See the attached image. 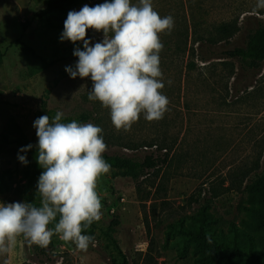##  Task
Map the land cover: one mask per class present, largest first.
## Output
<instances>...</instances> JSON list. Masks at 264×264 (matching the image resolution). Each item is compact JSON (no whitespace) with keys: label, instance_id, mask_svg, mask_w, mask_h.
Listing matches in <instances>:
<instances>
[{"label":"rangeland","instance_id":"rangeland-1","mask_svg":"<svg viewBox=\"0 0 264 264\" xmlns=\"http://www.w3.org/2000/svg\"><path fill=\"white\" fill-rule=\"evenodd\" d=\"M49 1L0 0V203H24L30 194L34 195L33 203H40V177L30 183L31 174H26L25 164L18 158L25 154L10 143L17 138L18 127L38 147L33 125L39 117L47 115L51 122L56 112L62 111V123L80 122L84 114L95 109L100 124L94 120L87 123L103 129L104 154L125 157L133 168L110 169L97 182L102 218L83 232L94 237L95 247L83 252L53 235L58 255L55 264H113V260L115 264H223L221 257L206 263L205 246L186 240L185 231H196L202 222L218 239L230 241L236 236L245 245L252 238L264 256V229L257 226L264 214L262 196L244 192L246 183L238 188L230 186L234 172L264 163V59H260L258 70L249 71V58L234 61L239 74L236 85L232 80L204 81L194 75L187 92L185 77L179 74L182 68L168 64L170 48L183 41L179 21L178 36L173 30L161 35L162 92L169 99L168 111L158 121H147L141 115L130 131L118 132L110 110L89 100L91 78L72 79L66 71L67 67L75 69L78 57L74 51L84 50L83 42H62L64 29H52L35 18ZM177 1L152 3L161 17H173L178 14L172 10ZM105 2L112 0H87L72 11ZM132 3L138 5L139 0ZM184 4L190 47H198L202 38L221 43L222 25L230 29L233 46L255 48L259 44L251 39L254 30L264 25V8L257 7L258 0H184ZM87 39L94 46L103 42L104 34L89 29ZM235 86L240 91L236 92ZM152 144L170 150L169 161L147 172L140 164L154 153ZM10 185L15 191L8 189ZM204 199L210 204L203 215ZM115 218L120 224L110 230ZM37 247L18 237L11 254L0 256V264L4 260L8 264H50L41 262ZM229 264L251 263L234 260Z\"/></svg>","mask_w":264,"mask_h":264},{"label":"clouds","instance_id":"clouds-1","mask_svg":"<svg viewBox=\"0 0 264 264\" xmlns=\"http://www.w3.org/2000/svg\"><path fill=\"white\" fill-rule=\"evenodd\" d=\"M257 7L264 8V0H258ZM173 27V17H161L152 0H139L138 5L112 0L68 13L61 41H81L84 50L75 49L78 63L66 71L72 79L91 78L88 98L110 110L118 132L130 131L141 115L158 121L168 111L169 99L162 92L161 35L170 34ZM89 29L103 32V42L92 46ZM63 117L57 111L51 122L47 115L34 121L37 160L44 169L38 181L40 203H0V256L11 254L18 237L42 248L48 247L53 235L83 252L95 247L94 237L83 232L102 218L97 182L111 168L103 158L107 145L101 127L76 120L62 123ZM18 158L27 165L25 155Z\"/></svg>","mask_w":264,"mask_h":264},{"label":"trees","instance_id":"trees-1","mask_svg":"<svg viewBox=\"0 0 264 264\" xmlns=\"http://www.w3.org/2000/svg\"><path fill=\"white\" fill-rule=\"evenodd\" d=\"M87 0H50L47 7L38 11L35 18L45 22L52 29H64V23L68 17V13L77 7L81 3ZM102 1V0H101ZM172 10H177L178 14L174 15V27L173 34L178 36V22L182 21V44L176 45V47L170 48L171 54L169 55V66L175 68L178 64L180 70V76H184L186 80V91H189V80L197 75L199 79L204 81H209L210 79H218L221 82L227 80L228 82L234 83L236 85L238 78L237 67L234 65V61H240L243 59H250L248 65L249 70H258L261 66L260 59H264V25H260L259 28L255 29L252 38L259 40V44L253 48L249 46H233L232 44V33L227 25H222L219 29L221 34V43H217L214 40L200 39L198 47H190V28L188 24V19L185 12L184 0H178L176 6ZM180 14V16H179ZM223 44V45H222ZM253 49L255 52H253ZM76 64L78 63V58L75 59ZM204 64V66H201ZM183 69L184 73L183 74ZM242 70H245L242 68ZM236 87V86H235ZM226 89L229 90L228 85ZM240 91L236 87V92ZM101 105L100 103H96ZM187 108V105H185ZM92 113L84 114L80 119L79 123H87L90 120H94L97 124H100L101 119H98V112L95 109ZM17 138L10 143H14L20 148H26L28 145H32L31 150L24 152L28 157V163L25 165L26 174L30 175V183L36 178L40 177L41 173L44 171L38 163V147L34 146L31 140H29L25 135L22 134V129L18 127ZM125 148H131L130 144H124ZM151 148L156 147L154 153L146 155L140 164V167L144 171L150 172L152 170L159 169V167L164 166L169 161L170 150L163 146H158L156 144L150 145ZM103 158L107 163L111 165L110 169L123 170L127 168H133L132 163L129 159L119 156H110L104 154ZM32 169L34 171L32 172ZM246 183V184H245ZM232 188H238L245 184L243 189L244 192H249L254 196H262L264 201V163L261 166L256 163L249 171L245 169H239L233 173L231 177ZM9 190L15 191L13 186H8ZM3 194L2 189H0V195ZM193 198V197H192ZM34 195H26L25 201L33 203ZM198 199H196L197 201ZM205 203L201 207V213L204 215L205 209L209 206L210 201L204 199ZM198 202V201H197ZM59 217H57L58 222ZM120 224L118 218H115L109 229L113 230ZM258 228L264 229V214L260 216L258 223ZM186 240L202 243L206 250V263L213 262L216 257H221L223 264H229L234 260L247 261L251 264H264V256L261 255L255 247L254 240L249 238L245 245H242L238 237L234 236L230 241L226 239H218L214 237L206 228L204 222L200 223L196 231H185ZM211 241V242H209ZM38 256L41 262L55 264V258L57 254L55 253V243L51 238L50 244L47 248L37 247ZM148 257L146 258V261ZM151 263L153 258L151 257ZM115 264V260L112 261ZM128 264L127 261H124Z\"/></svg>","mask_w":264,"mask_h":264},{"label":"built area","instance_id":"built-area-1","mask_svg":"<svg viewBox=\"0 0 264 264\" xmlns=\"http://www.w3.org/2000/svg\"><path fill=\"white\" fill-rule=\"evenodd\" d=\"M147 148V147H146ZM153 148H156V147H153Z\"/></svg>","mask_w":264,"mask_h":264}]
</instances>
